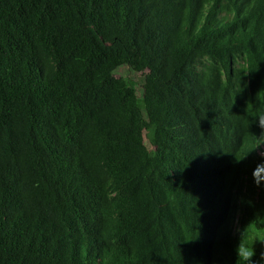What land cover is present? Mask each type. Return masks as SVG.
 <instances>
[{
  "label": "trees",
  "instance_id": "trees-1",
  "mask_svg": "<svg viewBox=\"0 0 264 264\" xmlns=\"http://www.w3.org/2000/svg\"><path fill=\"white\" fill-rule=\"evenodd\" d=\"M0 264H264V0H0Z\"/></svg>",
  "mask_w": 264,
  "mask_h": 264
},
{
  "label": "rangeland",
  "instance_id": "rangeland-1",
  "mask_svg": "<svg viewBox=\"0 0 264 264\" xmlns=\"http://www.w3.org/2000/svg\"><path fill=\"white\" fill-rule=\"evenodd\" d=\"M116 75H123V76H127V77H130L131 79L135 80L137 82V87L139 89L140 85L143 84L144 82V75L142 74H139V73H136L134 72L129 66H122L121 68H119L116 72ZM145 111L142 110L141 111V119H142V122H145ZM145 145L148 149H152L153 146H152V142L150 140L149 137L146 136L145 138Z\"/></svg>",
  "mask_w": 264,
  "mask_h": 264
},
{
  "label": "clouds",
  "instance_id": "clouds-1",
  "mask_svg": "<svg viewBox=\"0 0 264 264\" xmlns=\"http://www.w3.org/2000/svg\"><path fill=\"white\" fill-rule=\"evenodd\" d=\"M251 249H248L245 253L241 254L239 249H237L238 255H241L242 259H247L248 255H250Z\"/></svg>",
  "mask_w": 264,
  "mask_h": 264
}]
</instances>
